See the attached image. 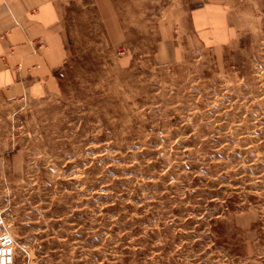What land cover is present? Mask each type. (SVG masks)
I'll return each mask as SVG.
<instances>
[{"label":"rangeland","instance_id":"rangeland-1","mask_svg":"<svg viewBox=\"0 0 264 264\" xmlns=\"http://www.w3.org/2000/svg\"><path fill=\"white\" fill-rule=\"evenodd\" d=\"M111 11L64 0L59 89H0L12 264H264V0Z\"/></svg>","mask_w":264,"mask_h":264},{"label":"crops","instance_id":"crops-1","mask_svg":"<svg viewBox=\"0 0 264 264\" xmlns=\"http://www.w3.org/2000/svg\"><path fill=\"white\" fill-rule=\"evenodd\" d=\"M63 1L0 0L1 90L12 96H43L59 89L56 72L67 57L61 28ZM94 1L106 18H113V0ZM191 13L198 30L202 25L231 24L222 4L203 3Z\"/></svg>","mask_w":264,"mask_h":264},{"label":"built area","instance_id":"built-area-1","mask_svg":"<svg viewBox=\"0 0 264 264\" xmlns=\"http://www.w3.org/2000/svg\"><path fill=\"white\" fill-rule=\"evenodd\" d=\"M0 222H2L1 216ZM14 252L15 238L9 227L4 226V230L0 234V264H12L14 261Z\"/></svg>","mask_w":264,"mask_h":264}]
</instances>
